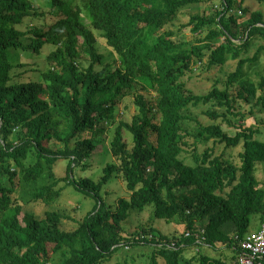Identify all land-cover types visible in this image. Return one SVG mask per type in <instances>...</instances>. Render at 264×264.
<instances>
[{
    "label": "trees",
    "instance_id": "16d2710c",
    "mask_svg": "<svg viewBox=\"0 0 264 264\" xmlns=\"http://www.w3.org/2000/svg\"><path fill=\"white\" fill-rule=\"evenodd\" d=\"M215 1L0 0V264H103L121 247L144 242L155 247L153 264L160 255L165 264H231L200 251L190 260L181 258L189 246L205 244L233 249L237 260L252 216L264 221V189L256 173L264 162V142L256 138L258 129L246 125L248 116L236 111L241 102L264 108V76L258 74L260 83L250 78L264 44L249 57L252 42H264L263 16L250 15L245 0H220L221 10L190 21L194 39L166 30L184 8ZM235 9L247 18L245 24ZM99 41L116 54L113 63L99 52ZM33 57L46 59L48 66L36 79L26 77L38 71ZM229 62L237 66L224 88L196 94L183 81L195 67L224 71ZM126 96L134 97L137 113L130 124L117 126L110 142L116 163L104 168L98 182L76 180V168L86 167V159L108 140L118 101ZM201 106H210L205 115L235 128L234 135L216 123L190 131L189 109ZM203 140L242 145L241 165L213 148L198 154ZM183 153L192 154L195 164ZM62 162L64 177L58 174ZM113 178L131 193L115 206L102 195ZM70 186L96 202L75 230H63L70 218L60 211L40 219L24 210L54 204ZM148 206L156 219L177 221L191 236H163L153 243L142 233L125 237L132 211Z\"/></svg>",
    "mask_w": 264,
    "mask_h": 264
},
{
    "label": "rangeland",
    "instance_id": "374dc122",
    "mask_svg": "<svg viewBox=\"0 0 264 264\" xmlns=\"http://www.w3.org/2000/svg\"><path fill=\"white\" fill-rule=\"evenodd\" d=\"M40 1V0H39ZM45 4V1L42 5ZM220 0H216L212 3H203L201 5H194L184 8L179 13L177 21L174 24L166 27V30L173 31L176 33L177 38L192 40L194 39V34L192 33V26L189 25L192 18L195 16H206L210 17L214 14L215 10H221ZM244 6L249 7V12L251 14H260L263 16L264 22V3H260L257 0H245ZM245 7V8H246ZM235 16L239 17L238 22L245 24L248 20L244 18V15L240 9L234 10ZM52 20L53 18L50 17ZM44 22V18L42 19ZM264 44L260 39L252 42V50L249 57H252L258 45ZM99 52L106 56V62L113 63L117 56L112 52V49L107 47L103 41L97 43ZM45 58V56H44ZM39 59L36 57L31 58L33 61L32 64L37 66L35 72H29L26 77L38 78L40 71L45 70L47 66L46 59ZM237 62H229L224 71H220L217 68L208 69L206 67H195V71L184 78V82L187 87L196 94H207L214 86L219 88H224V82L228 73L236 69ZM264 76V53L262 54L260 64L256 69L251 70L250 78L256 82L260 83L261 80L258 76ZM25 78V77H24ZM233 95H236L237 90H232ZM263 93V92H261ZM210 106H201V107H191L189 109L190 119L186 120V127L191 131L195 130L200 124L203 126L209 124H220L223 125L224 130L233 134L237 131L235 128L229 127L222 120L212 121L208 116L205 115V111L209 109ZM236 111H241L245 116H248L246 119V125L251 126L254 129H258L259 133L256 135V138L264 142V108L262 106L252 107L245 103L241 102V107H237ZM253 111V114L250 112ZM137 113V107L134 104L133 96L122 97L118 101L117 106V124L113 126L109 131L108 140L104 146L98 148V153L94 154L92 157L86 159L83 163L86 167L76 168L75 170V179L79 180L80 178H91L94 181H100L104 175V168L110 163H116L115 157L111 154L110 151V142L113 140L116 132L117 126L121 122L131 123L133 116ZM187 114V112H186ZM187 114V115H188ZM125 138L128 142L132 143V135L130 132L125 130ZM190 142L195 143V139L192 137ZM208 148H213L217 156L224 155L225 158L231 159L235 164L241 165L240 154L243 152L242 145L236 148H227L225 144H221L215 140L201 141L199 144L198 154L204 153ZM182 157L186 159L189 164H195L193 155L188 153H183ZM67 162H62L58 168V174L61 177L66 175V165ZM257 179L260 181V187L264 189V162L257 165ZM130 192L127 189L125 182L119 178H113L104 186L102 195L106 204L115 206L117 202L122 198H130ZM95 200L91 197H86L84 193L76 191L74 187H65L61 198L54 204L47 206L45 203H36L26 206L24 210L34 212L38 218H44L47 211H60L63 214L69 216L70 219H66L63 222L62 228L65 231H73L78 227V224L88 215L90 211L94 208ZM154 207L148 206L145 211L139 212L134 210L131 213L129 221L125 222V231H123L125 237H134L137 234H141L145 237L150 243H153L155 238L160 239L161 237H166L168 239L177 238L180 240L184 234H187L185 225L180 224L179 222L168 223L162 219H156L153 215ZM23 216H21L22 218ZM261 224L260 217L258 215L252 216L251 226L249 230L251 232H256L258 226ZM150 228L155 229L157 232L150 233V235L145 234L143 231H149ZM139 237L142 242L143 237ZM166 242V241H164ZM163 242V243H164ZM145 243V242H144ZM142 244L141 247H135L131 249L128 246L121 247L118 252L108 261H105L103 264H153L152 255L156 254L155 247L148 244ZM175 243H172L174 245ZM205 244V243H204ZM154 249H153V248ZM185 247V244L182 245ZM240 249V248H239ZM238 249V250H239ZM233 249L226 248L223 245H219L216 248L210 247L209 245H203L202 248L196 246H189L185 250V254L181 255V258L190 260L193 256L198 253L206 254L212 259L221 258L231 264H236V261L233 259L234 253ZM200 251V252H199ZM158 264H165V259L163 256L156 257Z\"/></svg>",
    "mask_w": 264,
    "mask_h": 264
},
{
    "label": "built area",
    "instance_id": "2783aa9c",
    "mask_svg": "<svg viewBox=\"0 0 264 264\" xmlns=\"http://www.w3.org/2000/svg\"><path fill=\"white\" fill-rule=\"evenodd\" d=\"M199 235L193 236L199 237ZM186 236L191 234L187 233ZM239 248L236 264H264V221L257 232L248 234L241 241Z\"/></svg>",
    "mask_w": 264,
    "mask_h": 264
},
{
    "label": "crops",
    "instance_id": "0c3cea01",
    "mask_svg": "<svg viewBox=\"0 0 264 264\" xmlns=\"http://www.w3.org/2000/svg\"><path fill=\"white\" fill-rule=\"evenodd\" d=\"M261 223H262V222H261ZM260 226H261V224L258 226V230L260 229ZM258 230H257V231H258ZM257 231H256V232H257ZM250 233H254V232H251V231H250L249 234H250Z\"/></svg>",
    "mask_w": 264,
    "mask_h": 264
},
{
    "label": "bare ground",
    "instance_id": "6f19581e",
    "mask_svg": "<svg viewBox=\"0 0 264 264\" xmlns=\"http://www.w3.org/2000/svg\"><path fill=\"white\" fill-rule=\"evenodd\" d=\"M186 240V239H185ZM188 245V244H187Z\"/></svg>",
    "mask_w": 264,
    "mask_h": 264
}]
</instances>
